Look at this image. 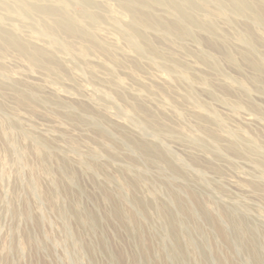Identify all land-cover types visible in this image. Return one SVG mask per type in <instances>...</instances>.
<instances>
[{
    "label": "rangeland",
    "instance_id": "obj_1",
    "mask_svg": "<svg viewBox=\"0 0 264 264\" xmlns=\"http://www.w3.org/2000/svg\"><path fill=\"white\" fill-rule=\"evenodd\" d=\"M242 1L193 0L212 32L183 34L175 3L0 0V264H264V0Z\"/></svg>",
    "mask_w": 264,
    "mask_h": 264
},
{
    "label": "bare ground",
    "instance_id": "obj_2",
    "mask_svg": "<svg viewBox=\"0 0 264 264\" xmlns=\"http://www.w3.org/2000/svg\"><path fill=\"white\" fill-rule=\"evenodd\" d=\"M121 1L126 8L133 11L135 15V21L137 23H143V18H150L148 15H143L142 11L146 7V3L153 4L154 6L158 7H165L166 5H169V3H175L177 7V10L175 11V19L177 20H183L184 24H180L175 20V23L173 25L167 24V23H161V27L165 30H172V29H183L181 32L183 34H186V30L190 29L191 27H199L202 30L210 31L212 32V29L206 28L202 25H200L198 22H196L194 14L187 11V8H191L193 11L196 9L195 4L193 3V0H119ZM236 1V7L239 8V10L244 9H250V5L242 0H234ZM178 3V5H177ZM46 11L49 10L51 14H55L56 11L54 9H44ZM262 11V10H261ZM262 14V13H261ZM249 57V56H248ZM248 63L254 67V69L259 73V75H264V65L261 61H256L254 58H248Z\"/></svg>",
    "mask_w": 264,
    "mask_h": 264
}]
</instances>
